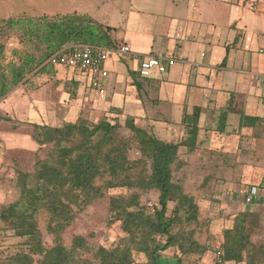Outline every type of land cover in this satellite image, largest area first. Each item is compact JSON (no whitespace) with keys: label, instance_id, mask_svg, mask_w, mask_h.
I'll use <instances>...</instances> for the list:
<instances>
[{"label":"trees","instance_id":"obj_1","mask_svg":"<svg viewBox=\"0 0 264 264\" xmlns=\"http://www.w3.org/2000/svg\"><path fill=\"white\" fill-rule=\"evenodd\" d=\"M3 26L21 29L23 41L32 50L15 51L19 60L5 62L6 45L0 39V100L32 73L47 71L54 65L50 58L63 49L77 43L118 45L112 36L116 28L78 11L10 16L3 20ZM135 85L139 90V83ZM230 103L220 114L223 123L229 113L238 111ZM201 111L202 107L196 105L190 117L184 113L182 122H197ZM125 118L124 126L132 132L144 166L139 175L129 156L132 139L120 132L122 122L118 116L96 123L85 118L59 126L34 123L36 142L51 145V150L47 158L38 159L33 174L19 177L20 198L0 210V221L7 223L17 236L29 239L28 251L17 254L12 264H133L136 253L144 254L148 264H161L162 253L171 248L178 250L181 256L177 260L183 264L184 256L207 250L186 227L199 221L200 206L194 195L185 192L181 181H175L173 171L181 147L195 151L197 124L191 125V136L174 142L157 137L152 126H139L135 117ZM253 120L255 124L264 122L261 116ZM106 176L103 185L96 184L98 178ZM263 183L264 179L260 184ZM117 188L156 191L158 203L151 212L142 205L139 191L112 196L108 221L111 225L119 222L124 236L112 248L99 247L94 260L86 258V237L75 236L70 245L63 240L64 231L76 218L73 205L89 204L93 198L104 195V189ZM43 208L49 214L47 229L54 236V245L50 247L44 245L37 221ZM252 215L241 212L231 227L222 229L225 256L217 257L215 264L264 262V245L253 240Z\"/></svg>","mask_w":264,"mask_h":264},{"label":"rangeland","instance_id":"obj_2","mask_svg":"<svg viewBox=\"0 0 264 264\" xmlns=\"http://www.w3.org/2000/svg\"><path fill=\"white\" fill-rule=\"evenodd\" d=\"M103 1L0 0V39L6 45L5 62H17L19 55H15V51L25 53L32 48L23 41L21 29L1 27L4 19L10 16H38L44 13L64 14L76 10L91 16L96 6ZM227 1V6L231 5L229 3L241 6L244 12L256 18L257 22L252 33L248 35L247 46L240 45L239 49L234 50V57L226 63V69L221 70V75L226 77V81L230 82L231 77H237L243 84L231 86L227 83L228 85L223 87L236 92L232 98L226 92L219 102L209 108L207 106L206 112L202 113L199 119L190 118L197 120L192 123L198 127L197 147L193 152L181 147L179 160L173 165L175 181H181L185 192L194 195L200 206L199 221L186 227L207 247L202 254L184 256L183 264H215V248L223 243L222 229L231 227L241 212L253 213V240L264 245V202L249 204L245 199L247 187L264 179V122L255 124L253 120L255 116L264 118V55L259 51L260 47L264 46V0ZM225 9L222 18H228L232 10ZM111 55L108 64H119V57L114 52ZM83 89L81 85L80 90ZM78 90L77 85L71 81L69 67L54 64L45 72L32 73L26 81L0 100V210L20 198L19 177L23 174H33L38 159L47 158L51 150V145L41 146L36 142L34 123L59 126L65 121L74 122L79 118H85L90 123L101 119H115L116 116L112 113H91L87 109L80 110L76 107L70 109ZM90 95L93 99L104 97L95 88L91 89ZM215 99L214 97V101ZM229 103L238 111L229 113L226 123H223L220 114ZM118 117L122 122L120 132L132 139L129 156L135 163L134 172L139 175L144 166L140 161L138 145L133 141L132 132L124 126L125 116ZM136 123L142 127L139 121ZM152 128L160 139L166 137L161 134V128ZM193 128L185 127L186 137L192 135ZM182 136L176 135V138ZM107 178H98L96 184L103 185ZM133 191L139 190L104 189V195L93 198L91 203L74 204L76 218L63 233L65 244L70 245L75 236L86 237L89 249L84 257L93 260L99 247H114L124 236V232L119 222L109 224L110 198ZM139 192L142 205L152 212L158 203V192ZM173 206L174 203H171L170 208ZM48 219L47 210L41 209L37 221L44 245L50 247L54 245V236L47 229ZM28 248V237L17 236L7 223L0 221V264H12L15 256L27 252ZM180 256L177 249L171 248L161 255L160 261L161 264H182L177 260ZM133 264H148L146 256L136 253Z\"/></svg>","mask_w":264,"mask_h":264},{"label":"crops","instance_id":"obj_3","mask_svg":"<svg viewBox=\"0 0 264 264\" xmlns=\"http://www.w3.org/2000/svg\"><path fill=\"white\" fill-rule=\"evenodd\" d=\"M226 3L227 0H104L91 17L116 28L113 39L118 45L129 43L132 52L125 56L114 52L120 62L113 66L108 64L110 54L105 62L110 74L102 99H93L90 95L93 88L88 71L69 67L71 81L79 88L70 109L132 116L142 127L151 124L155 129L161 128V134L166 136L164 140L186 139L185 127H191V122H182L185 112L190 117L194 107L199 105L201 114L205 113L207 106L219 102L224 93L228 92V96L236 93L224 85L243 84L237 77L226 81L221 70L226 69V63L234 57V50L240 45L247 46L248 35L257 19L245 13L241 6ZM225 8L232 9L228 18H222ZM157 54L170 55L176 63L166 72L141 76V60ZM180 134L183 136L176 138Z\"/></svg>","mask_w":264,"mask_h":264},{"label":"built area","instance_id":"obj_4","mask_svg":"<svg viewBox=\"0 0 264 264\" xmlns=\"http://www.w3.org/2000/svg\"><path fill=\"white\" fill-rule=\"evenodd\" d=\"M112 52L125 56L132 52V48L129 43H122L116 47L77 43L58 52L49 61L53 64H64L67 67H75L88 71L91 77V86L103 95L106 93V79L110 74L109 70L105 67V62L109 59ZM260 53L264 54V47L260 49ZM175 63L176 59L170 55H148L141 60L139 73L143 77H150L155 71L160 73L166 72ZM245 199L249 204L260 201L264 202V183L249 185L245 191ZM215 252L219 259L225 256V250L221 244L215 248Z\"/></svg>","mask_w":264,"mask_h":264}]
</instances>
